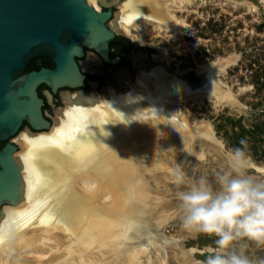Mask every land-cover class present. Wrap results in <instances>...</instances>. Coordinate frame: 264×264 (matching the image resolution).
<instances>
[{"label": "bare ground", "instance_id": "obj_1", "mask_svg": "<svg viewBox=\"0 0 264 264\" xmlns=\"http://www.w3.org/2000/svg\"><path fill=\"white\" fill-rule=\"evenodd\" d=\"M116 1L89 0L88 2L94 4V7L99 10V2L114 3ZM198 1L126 0L127 19L121 21V24L112 26L114 30L134 40H142L143 34L151 33V28L180 33L183 21L180 20L178 13L187 12L189 14L192 10L189 9L188 4H196ZM183 23L184 28L185 20ZM142 41L145 42L144 39ZM95 54L96 56L91 55L85 62L86 68L92 71L104 69L98 59L99 56ZM168 54L155 55L166 62L165 67L162 66L157 73H154V76H146L138 87H126V80L122 77L113 81L115 89L110 90L103 99L91 92H80L77 95L65 93L64 98L69 102L71 111L70 115H62L60 123L64 124L70 121V118L73 122H77L79 129L75 146V129L71 126L68 130L71 136L69 135L65 140L62 139V143L68 146L73 144L71 151L58 154L45 148L44 145H39L40 150L36 148V153L31 155L30 152V156L26 151L21 159L24 168L22 173L24 188L22 189L26 196L22 203L12 206L22 204L24 207L28 202H36L37 200L33 198L35 186L38 192L46 191V196L43 198L47 197L51 200L49 209L58 212V218L55 221L58 228L65 227L73 236L76 229L86 230V235L83 237L79 235L80 239L75 237L74 241L80 240L78 244L84 250H90V243H95L96 246L91 252L94 251V254H100L99 256L103 257L102 264H119L120 257L127 264H152L155 261L152 251L162 257L163 264H168L167 261L171 258L170 252L168 254V250L160 246V244L167 246L170 238L164 227L170 225L168 221L172 219L179 220L181 214L176 213L163 198H158L161 199L160 204L158 200L153 202L154 199L152 201L150 198L154 194L152 196L149 194V197L142 196L140 200L141 194L137 192V186L144 183L147 186L150 185L154 192L161 191L165 194L166 190L163 187L160 191L156 189L155 178L152 180L155 183L149 184V181L150 174L156 175L164 169L169 170V167L160 161L168 158V152H177L183 164V157L191 156L194 159V165L202 164L205 169L213 168L217 163L214 159L210 160L209 166L207 157L212 159L213 154L206 157L203 153V145L214 144L210 134L205 130L199 132L198 128L188 130L187 123H185L186 117L181 109L188 101L201 102L204 96L216 98L218 101L224 99L225 95L223 96L220 92L223 87L221 81L217 79L211 83L214 76L220 74V69L210 68L207 72L205 66L199 65L194 73L206 78L207 84L206 88H197L195 83L190 82L191 71L182 70L176 76L167 71V61L172 59L166 56ZM146 70L145 72L148 73L153 69L147 67ZM194 121L195 119L192 122L195 123ZM54 132L55 137L58 138L56 140L60 141L62 137L64 138L59 128ZM31 136L27 134L23 138L29 147L42 142ZM32 156H35L37 161L33 162ZM249 161L258 171L264 172V164L257 165L251 159ZM64 162L72 166L68 168L67 165H63L65 168L61 170L60 166ZM36 165L39 166L38 172L41 173L39 178L43 184L40 183L41 186L35 184ZM226 166H229L228 170L232 171L230 163ZM49 184L52 187L49 188ZM98 199L105 200L108 202L107 205L104 207L97 205L99 204ZM144 199L151 200L154 213L152 220L145 217V212L150 209L148 202ZM125 202L127 203L126 209L123 206ZM155 203L159 204L158 210L161 211L156 209ZM18 212L19 209H4L3 221L0 224V264H9L8 260L14 252L22 251L28 256L35 253L37 255L49 252V248L55 245L49 242L50 239L45 244V241L42 243L41 238L37 236L26 237L24 229L14 231L24 219H31V214H29L31 208L26 207V211L21 214ZM137 214L143 216L137 217ZM15 220L19 222L16 223ZM100 236H103L105 240L102 245L99 244ZM101 249L102 253L99 251ZM67 251V255L70 256L72 249ZM110 253L117 255L115 263H112L113 260L111 261L108 256ZM91 258L86 256L87 261Z\"/></svg>", "mask_w": 264, "mask_h": 264}, {"label": "rangeland", "instance_id": "obj_2", "mask_svg": "<svg viewBox=\"0 0 264 264\" xmlns=\"http://www.w3.org/2000/svg\"><path fill=\"white\" fill-rule=\"evenodd\" d=\"M125 2L126 0H117L114 3H98L99 10H106L110 7L113 9L114 15L110 19L112 28V25L116 26L119 23L121 24V21L127 19L126 11L128 7ZM89 3L92 4L91 2ZM196 4H188L189 9L192 10L189 14L187 12L178 13V16L181 17L180 20L183 22L185 20L184 28L183 22L180 26V33L173 30L166 31L151 28V33L143 34L142 40L144 39L145 42L134 40L131 37L128 40H120L117 51H120L124 56V63L120 64L117 69L110 67L113 75L112 78L100 72L104 71V69L92 71L86 68L85 62L89 60V57L91 55L96 56L95 52L91 50L87 51L88 55L80 59L79 62L85 73L89 74L91 78L85 88L71 91L70 93L77 95L80 92H91L96 97L103 99L110 90L115 89L113 81L122 77L126 80V87H138L146 76H154V73H157L162 66L165 67L164 64L166 62H163L164 60L157 58V56L155 57L156 54L165 56V54L169 53L166 56L172 59L169 62L167 61L166 67L167 71L173 76L181 73L182 70L195 72L199 65L205 66L207 72L210 68L220 69V74L218 76L216 74L214 76L215 79L213 78L211 83L215 82V80L217 81V79L219 82L221 81L223 87L220 92H222L223 96L225 95L224 99L218 101L216 98L204 96L205 98L203 97L201 102L188 101L183 104L181 109L186 117L185 123H187L188 130L198 128L199 132L205 130L210 134L214 144L203 145V153L206 157L211 153L213 154H211L212 159L207 157V160L210 166L211 163L209 161L214 159L217 162L215 166L205 169L202 164L194 165V159L191 156L187 158L183 157V164L177 152H168V158L165 157L166 159L160 161L165 163L169 167V170L164 169L156 175L152 173L154 176L149 173L151 176L149 184L155 183L152 181L155 178L157 182L156 189L160 191V188L163 187L166 190L165 194H162L161 191L159 193L154 192L150 185L147 186L144 183L137 186V192L141 194L140 200L142 196L149 197V194L150 196L154 194L150 198L152 201L154 199L153 202L158 200L160 204L161 199L158 198H163L168 205L170 204L169 206L173 207L176 213L181 214L179 220L172 219L168 221L170 225L164 227L165 232H167L170 238L168 239L167 246L161 244L160 246L168 250V254L170 252L171 258L169 259L171 260L168 259L169 262L166 260L168 264H196L197 261H203L206 258V254L216 250L215 242L218 239L215 235L188 233L182 228V217L186 213L182 208L181 202L177 199V192L187 190V187L196 184L201 178L207 181L214 192L220 191L221 186L218 183V177L229 173L235 175V173L228 170L229 166H226V164L230 163L231 153L238 147L243 148L248 159H251L255 164H264V0H199ZM119 36L124 37L122 34ZM147 45L155 46L159 50L150 51L151 48H147ZM98 59L102 64L100 58ZM147 60L151 62L148 63ZM144 67H149L153 70L147 73ZM41 91L49 103L46 114L51 118L53 126L47 131L31 132L29 125L25 124L22 132L13 138L15 144L19 146V150L15 156L21 166L22 173L24 168L21 159L24 157L26 151L29 152L28 156H30V152L31 155L34 152L36 153V148L37 150L41 149V147H38L39 145H44L45 148L58 154L71 151L70 148H73V144L68 146V144L62 143V139L65 140L69 135L71 136V132H68L71 126L74 127V135H76L75 137L73 136L74 146L76 144L75 141L78 139L77 132L79 126L77 122H73V119L70 118V121L64 124L60 123L62 115H70V104L64 98L65 93H69V90H61L60 93L63 96L58 103L54 102L49 89L45 85L42 86ZM194 119L195 123L192 122ZM57 128L64 135V138L62 137L60 141L56 140L58 138L54 135V131ZM27 134L42 142L32 144L29 147V144L23 139ZM242 140L246 141V145H241ZM35 160V156H32V161L34 162ZM178 163L182 166L186 175L185 185L177 186L172 183L171 173ZM63 165H67L68 168L72 166L64 162L60 166L62 167L61 170L65 168ZM36 167L37 180L35 179V184L41 186L43 185L39 179L41 173L40 171L38 172L39 166L36 165ZM248 175L258 182H264V172L258 171L252 165L248 169ZM77 183H79L78 179ZM50 187H52L51 184H49ZM33 192V198L35 201L37 200L36 202H26L27 204L24 207H22V204L20 206L7 205L4 209H19L18 213L21 214L23 211H26V207L28 209L31 208V212L29 213L31 214V219H24L23 222H20V225L16 226L14 231L24 229L26 237L37 236L41 238L42 243L45 241V244L50 239L49 242L57 246L55 247L54 245L52 248H49V252H42L37 255L35 253L28 256V254H23L22 251L14 252L12 253L13 256L11 255L12 257L8 260L9 264H102L103 257H100V254H94V251L91 252L92 248L96 246L95 243H90V250H84L79 246L80 240L74 241L75 237L86 235V230L84 231L81 228L76 229L73 236L69 234L70 230H66L65 227H62L63 229L61 227L58 228L57 222H55L58 218V212L53 209L50 210L51 200H48L47 197L43 198V196H46V191H43V193L41 191L38 192L35 186ZM151 200H149L150 203L146 200L150 211L145 212V217L152 220L154 213L152 212ZM97 202L99 203L97 205H101L102 207L108 203L102 199H98ZM126 202L125 204L123 203L124 207L127 206ZM159 204L155 203L157 210L159 209ZM140 215L142 214H137V217H140ZM15 221L18 223L21 220ZM9 227L11 228V226ZM103 238V236H100V245L105 242ZM54 239L56 240L54 241ZM133 242H137V240H133ZM243 244L248 245V254L253 259L264 257V249L258 248L250 241H236L234 243L235 250H239ZM98 248L100 249V247ZM137 248L139 249V246ZM68 249H72L70 256L66 253ZM99 251L102 253V249ZM152 253H154L155 257V261L152 264H159V262L163 264L164 260H162V257L157 252L152 251ZM86 256L92 258L87 261ZM108 256L111 261L113 260L112 263H115L117 255H111L110 253ZM124 261L120 257L119 264H127Z\"/></svg>", "mask_w": 264, "mask_h": 264}, {"label": "water", "instance_id": "obj_3", "mask_svg": "<svg viewBox=\"0 0 264 264\" xmlns=\"http://www.w3.org/2000/svg\"><path fill=\"white\" fill-rule=\"evenodd\" d=\"M113 15L111 7L98 10L88 0H0V143L4 144L0 147V224L4 207L22 203L25 197L21 166L15 158L19 146L13 138L25 123L31 132L53 126L43 110L39 87L44 84L53 93L83 89L87 74L79 60L86 49L117 69L121 58L111 57L109 51L114 39L124 34L111 27ZM43 59L53 67L42 66ZM35 60L41 68L29 70ZM189 79L197 88H206L202 75L191 72Z\"/></svg>", "mask_w": 264, "mask_h": 264}, {"label": "clouds", "instance_id": "obj_4", "mask_svg": "<svg viewBox=\"0 0 264 264\" xmlns=\"http://www.w3.org/2000/svg\"><path fill=\"white\" fill-rule=\"evenodd\" d=\"M241 145H246V141L242 140ZM230 166L235 175H220L218 192L204 178L177 192L186 213L182 228L188 233L218 237L216 250L196 264H264V257L249 256L247 244L239 250L234 248L236 241L243 240L264 249V182L248 175L251 164L243 148L233 150ZM171 176L173 184L185 185L186 175L180 164Z\"/></svg>", "mask_w": 264, "mask_h": 264}, {"label": "flooded vegetation", "instance_id": "obj_5", "mask_svg": "<svg viewBox=\"0 0 264 264\" xmlns=\"http://www.w3.org/2000/svg\"><path fill=\"white\" fill-rule=\"evenodd\" d=\"M120 40H128V38L127 37H120V36H117L115 39H114V41L111 43V46H110V56L111 57H113V58H116V57H120L121 58V61L118 63V64H122V63H124V56L122 55V53L120 52V51H117V48L119 47V44H120ZM116 41V42H115ZM87 51H89V49H86V56L88 55V52ZM92 52H93V50H91ZM96 53V52H95ZM98 55V54H97ZM85 56V57H86ZM99 56V55H98ZM84 57V58H85ZM100 58V57H99ZM44 60H48V59H43L42 60V66H44V67H53L52 65L51 66H49L48 65V63H46V64H44ZM100 60H101V58H100ZM35 61H37V60H35ZM34 61V62H35ZM48 61H50V60H48ZM101 62H102V65H103V68H104V71H100V72H103V73H105L106 75L108 74V75H110V76H113L112 75V73H111V70H110V67H114V66H116V65H107V64H103V61L101 60ZM37 63H38V61H37ZM117 64V65H118ZM33 65V64H32ZM31 65V66H32ZM38 66H39V64H38ZM82 67V66H81ZM30 68V67H29ZM41 68V66H39V68H33V69H29V70H34V69H36V70H38V69H40ZM87 74V73H86ZM89 74H87V79H86V85H85V87L88 85V81L90 80V78H89ZM44 85V84H43ZM43 85H41L40 87H39V89H38V91H39V95L41 96V98H43L44 99V101H45V105H44V107H43V110H44V112H45V115L51 120V118L46 114V109L48 108V106H49V103H48V101L46 100V98H45V96L43 95V93H42V91H41V88H42V86ZM46 86V85H45ZM48 89H49V93H50V95L52 96V98H53V100H54V102H56V103H58V102H60L61 101V97L63 96L60 92H61V90H69L68 92L69 93H71V91H76V90H72V89H69V88H63V89H60L57 93H53L52 92V90L48 87V86H46ZM84 87V88H85ZM79 90V89H78ZM67 92V91H66ZM25 124H27V123H25Z\"/></svg>", "mask_w": 264, "mask_h": 264}, {"label": "trees", "instance_id": "obj_6", "mask_svg": "<svg viewBox=\"0 0 264 264\" xmlns=\"http://www.w3.org/2000/svg\"><path fill=\"white\" fill-rule=\"evenodd\" d=\"M115 42H116V41H115ZM43 62H44V64L48 63L49 66L52 65L51 62L48 61V60H44ZM33 68H39L37 61H35V62L33 63V65L30 66L29 69H33ZM89 78H91V76H89ZM3 145H4L3 143H0V147H2Z\"/></svg>", "mask_w": 264, "mask_h": 264}]
</instances>
